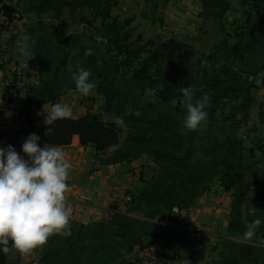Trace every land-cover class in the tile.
<instances>
[{
  "label": "crops",
  "instance_id": "1",
  "mask_svg": "<svg viewBox=\"0 0 264 264\" xmlns=\"http://www.w3.org/2000/svg\"><path fill=\"white\" fill-rule=\"evenodd\" d=\"M4 5L21 14L7 51L27 69L25 132L17 141L40 137L55 103L69 105L72 119L95 114L120 129L104 151L78 136L60 146L73 165L71 235H53L29 255L13 249L5 264L127 262L171 216L182 219L183 230L169 264H264V152L255 147L264 144V0H0ZM21 35L29 37L30 55L17 47ZM99 37L120 59L105 53ZM89 48L94 54L85 56ZM133 64L136 71L123 72ZM76 65L99 82L88 96L71 79L68 68ZM132 76H145L137 80L143 86ZM189 86L194 100L210 97L207 119L221 115L217 132L207 122L205 131L187 130L176 105L156 100ZM232 123L235 131L222 134ZM239 123L252 128L246 142L236 136ZM126 192L134 194L129 205ZM256 218L262 224L246 238Z\"/></svg>",
  "mask_w": 264,
  "mask_h": 264
},
{
  "label": "clouds",
  "instance_id": "2",
  "mask_svg": "<svg viewBox=\"0 0 264 264\" xmlns=\"http://www.w3.org/2000/svg\"><path fill=\"white\" fill-rule=\"evenodd\" d=\"M29 37L21 35L17 47L21 54L30 55ZM91 48L85 56L93 55ZM75 89L82 96H88L98 86V81L91 80L89 69L76 65L73 71L69 66ZM182 99L171 101L175 106L183 103L186 108L183 125L189 131L198 130L208 118L205 110L210 97L205 95L194 100V89L182 87ZM151 90L146 91L150 95ZM44 123L45 135L52 131L51 125L57 120L73 118L71 107L55 103L46 112ZM126 114L137 116L128 109ZM40 137L31 133L22 144L20 155L12 145L6 148L0 145V251L8 254L13 249L20 255H29L37 248L46 246L53 235L70 236L71 222L74 215L72 204L67 194L71 192L68 184L72 163L62 147L57 145H39ZM262 224L261 219H254L246 228V238H252Z\"/></svg>",
  "mask_w": 264,
  "mask_h": 264
},
{
  "label": "built area",
  "instance_id": "3",
  "mask_svg": "<svg viewBox=\"0 0 264 264\" xmlns=\"http://www.w3.org/2000/svg\"><path fill=\"white\" fill-rule=\"evenodd\" d=\"M4 7H0V143L5 148L12 145L20 155L25 156L17 138L25 132L21 102L27 85V69L22 61L12 58L7 51L22 20L16 13L8 15ZM133 200L132 192L124 194V205L131 204ZM182 228V219L169 217L162 231L149 236L134 249L130 260L120 264H169L179 237L177 231H182ZM183 246L185 243L181 238L179 247Z\"/></svg>",
  "mask_w": 264,
  "mask_h": 264
},
{
  "label": "trees",
  "instance_id": "4",
  "mask_svg": "<svg viewBox=\"0 0 264 264\" xmlns=\"http://www.w3.org/2000/svg\"><path fill=\"white\" fill-rule=\"evenodd\" d=\"M4 8L8 15L17 12L13 7L5 6ZM107 54L116 57L109 48H107ZM176 109L180 111L178 103L176 104ZM50 127L52 131L48 136L45 135L46 125L40 130V141L42 144L64 146L70 144L73 136H78L80 144H90L96 151H104L116 144L120 133L116 126L103 122L95 114H87L77 119L57 120ZM260 152L263 153L264 151ZM6 255L0 251V264H5Z\"/></svg>",
  "mask_w": 264,
  "mask_h": 264
},
{
  "label": "rangeland",
  "instance_id": "5",
  "mask_svg": "<svg viewBox=\"0 0 264 264\" xmlns=\"http://www.w3.org/2000/svg\"><path fill=\"white\" fill-rule=\"evenodd\" d=\"M5 6H7V5H5ZM17 10V9H16ZM19 13V11H17L16 12V14H18ZM19 15H21L20 13H19ZM18 15V16H19ZM19 17H21V16H19ZM99 33V32H98ZM236 35H238L239 36V34H236ZM102 37V36H101ZM99 40H100V43H101V45L103 46V50L105 51V53L107 54V48H109V50H111L112 52H113V54H115L116 55V57L115 58H117V59H120V57L122 56V54H121V52L120 51H117V50H115V48H113L112 46H109L110 44L108 43V41L107 40H101V38L99 37ZM117 62H119V61H117ZM138 69V64H133L130 68H125L124 67V70H123V72L125 73V72H131L132 70V72H134V71H136ZM133 77V76H132ZM144 77L145 76H142L141 77V80H144ZM134 79L132 80V82H137L136 83V85L137 86H143V83L142 82H139V81H141V80H139V77L138 76H136V77H133ZM147 83L150 85H148V84H146V85H148L150 88H152V80L150 79V78H148L147 77ZM137 80H139V81H137ZM152 90V89H151ZM156 96V100L159 102H163V103H167V102H171L173 99H176V98H180V99H182V94H179L178 96H174L173 98H168V99H160L157 95H155ZM179 104V109H180V111H178L176 108V112H177V117L179 118V120H182V121H184V115H185V112H186V108L184 107V105H183V103H178ZM212 119V118H211ZM209 121V122H208ZM219 121L221 122V115L220 116H216V118H214V120H210V119H207L206 120V122L208 123V126L210 125V128H209V130H210V132H217L216 130H217V128H216V126H217V124L219 123ZM239 125H241L240 123H239ZM208 126H206V124L204 123V125L202 126V127H200L199 129H200V131L201 130H204L205 131V128H208ZM235 126L236 125H234L233 123L231 124V125H227L226 127L225 126H223V128H222V134H227V135H229L230 133H233L234 131H235ZM117 128V127H116ZM119 129V128H118ZM239 129V128H238ZM241 131H240V133H236V136L238 137H240V136H244V139H243V141L244 142H246V138H248L249 137V133H250V131L252 130V128L249 126V125H246V126H244V125H241ZM120 130V129H119ZM228 132H229V134H228ZM246 147H250V145H249V143H245L244 144ZM256 147V149L258 150V151H264V144L262 143V144H260V143H257V145L255 146ZM262 153V152H261ZM247 164H248V162H247Z\"/></svg>",
  "mask_w": 264,
  "mask_h": 264
}]
</instances>
